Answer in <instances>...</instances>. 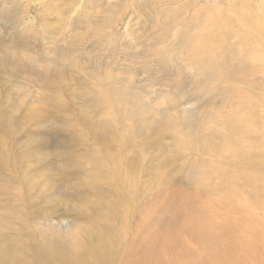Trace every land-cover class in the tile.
<instances>
[{"label": "rangeland", "instance_id": "obj_1", "mask_svg": "<svg viewBox=\"0 0 264 264\" xmlns=\"http://www.w3.org/2000/svg\"><path fill=\"white\" fill-rule=\"evenodd\" d=\"M215 72L220 80L206 83ZM232 85L246 93L236 116ZM218 115L264 119V0H0V241L28 235L41 258L70 221L109 228L113 203H126L124 239L141 249L147 217L161 229L186 198L196 230L201 220L236 230L241 213L252 215L261 248L264 208L244 207L260 194L233 188L239 174L261 177L247 169L263 160L261 131L239 124L225 158L205 150L221 139L188 144ZM198 180L208 186L196 197Z\"/></svg>", "mask_w": 264, "mask_h": 264}, {"label": "bare ground", "instance_id": "obj_2", "mask_svg": "<svg viewBox=\"0 0 264 264\" xmlns=\"http://www.w3.org/2000/svg\"><path fill=\"white\" fill-rule=\"evenodd\" d=\"M201 46H203V44ZM201 52L205 55V51L201 50ZM198 61H200V58ZM223 63H225V61H223ZM207 67H209V65ZM218 74V72H215L212 75H208L206 77V83L209 79L213 81L220 80L221 76L218 77ZM244 75L245 76H242L247 77L246 74ZM254 75L255 72H251L250 76ZM206 83H201V86H205ZM195 84L198 85V82L195 81ZM241 87H244V85ZM250 88L252 89L253 87L251 86ZM230 90L234 97L238 98L237 104L240 101L246 100L245 88L240 89L239 86L235 89L233 86ZM247 95L249 96L250 94L247 93ZM240 97H242V99H240ZM234 109L233 113L236 116L239 111H242V106L238 104V107H234ZM218 117L221 116L212 117L209 126L210 129L199 127L198 136L197 138L194 137L196 140H192L189 137L188 144L192 145L197 141L199 142L197 148L202 150L205 145L210 142L213 141L214 143L215 140L221 139V148L217 149L212 145L211 148L206 146L205 150L207 151L209 149V152L216 155L218 158H225L230 156L237 147L235 137L231 135H238L241 133V130H239L241 128L240 125H252L255 131L258 133L261 131L260 137L263 142L262 146H264V119L258 118L261 122L259 123L258 120L244 115L243 121H230L229 123L219 124L218 121L216 122ZM217 123L219 128H222L224 131L220 132L217 130ZM109 129L111 130L112 126L109 127ZM202 130L207 131L205 134H199ZM111 131L113 132V130ZM102 132H105V130L95 134L96 137L101 135ZM205 166L206 165H200L199 167L202 173H204L203 168ZM249 168L254 169V171L256 170V173L261 177L256 176L254 173L246 175L239 174V177L237 176L239 182H236L233 188L248 187L250 190H254L256 194H260L261 198L259 201H257V199L252 200V202H249L250 204L247 203L246 206H244L245 208L252 207V210L255 208V205L256 208H264V155L263 160L258 164H254V162L251 161L247 169ZM196 184L197 186L194 194L197 197L203 190V187L208 186V183L205 180H198ZM225 191H222L221 194L224 195ZM234 194L235 191L223 197L232 196L234 198ZM229 202L227 201L226 204L230 206ZM243 202H245L244 198L238 195L236 201L238 208L243 206ZM190 205L191 201L186 198L172 203L169 211H173V215L169 218L168 222H166L165 227L163 226L161 229L153 228V221L150 217H147V222L151 225L148 224L150 230L148 234V243L141 249H133L135 248L133 240L130 239V241H126L124 239L130 230L127 219L128 205L125 203L119 209L115 207L118 205L113 203V211L117 212L112 211L111 217L113 218V224H111L109 228H103L105 223L100 221L97 225H95L96 223H92L91 226L94 229L89 230L87 221L80 218L74 219L67 224L70 227L69 229L67 226L70 231L69 235L60 234V236L56 237L49 235L46 238L48 250L46 251V245H42L43 250L40 252L41 258L38 256L37 251L38 242L35 243L28 235L26 237L11 238L10 241L6 243L0 241V264H37L36 258L41 260L46 259L40 264H240L237 260L238 252L236 251V247L235 250L229 248L233 239L240 247V254L245 258H249L245 264H250L253 260L252 258H254V262L252 261L253 264H264V251L263 253L261 252V250H263L262 243H264V236L262 233H259L258 239L261 248L254 245V237H258L255 232V229H258L256 218L250 214L241 213V223L236 225L237 229H228V232H223L222 229L211 226V224H207L205 220H201L199 221V227H201V229L196 230L197 224L193 223L195 216L193 218L190 217V215H192L190 214ZM180 210H182L181 212H183L185 218L178 222ZM256 212L257 211H255V213ZM238 229L240 231H238ZM137 231L138 230H134L132 232L136 233ZM213 231L224 234L223 236H219ZM88 237H90L89 240ZM195 237H197V239H195ZM96 239L98 242H94ZM211 242H213V245L210 244ZM255 248L258 251L257 254L253 252Z\"/></svg>", "mask_w": 264, "mask_h": 264}]
</instances>
